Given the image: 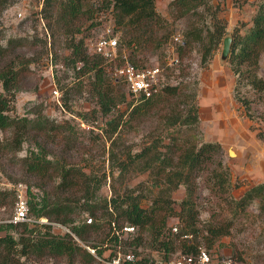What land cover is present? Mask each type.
I'll return each instance as SVG.
<instances>
[{
    "label": "trees",
    "instance_id": "obj_1",
    "mask_svg": "<svg viewBox=\"0 0 264 264\" xmlns=\"http://www.w3.org/2000/svg\"><path fill=\"white\" fill-rule=\"evenodd\" d=\"M94 1L45 0L41 11L47 21L49 36L64 38L69 54L63 58V66L72 68L75 78L88 73L92 75L91 91L98 110L82 115L83 120L89 115L91 118H96L97 114L106 117L118 101L123 102L125 96L130 97L125 93L122 83L113 84L106 79L102 58L88 53L84 39H76V35L93 20L95 14L111 10L116 28L124 30L119 44L134 47L128 61L136 66L148 64V55L167 41L164 20L156 12L155 0H98L99 4ZM11 3V0H0V14ZM205 4V0H172L170 7L180 14L191 12L200 16L197 11ZM250 21V27L243 34L234 28L228 57L231 72L236 78L235 99L247 110L250 101L239 97L238 91L242 87H249L258 95L264 94V79L257 75L260 56L264 51V0L258 3ZM224 35L225 26L218 21L208 30L190 27L185 32L183 43L179 44L178 52L181 54L190 44L195 43L201 49L202 63L205 64ZM6 44L5 47L0 45V172L6 173L8 169L16 171L19 173V181L44 194L39 202H35L36 198L28 192L29 213L35 220L44 218L51 224L67 227L69 232L61 236L54 235L50 232L51 224L40 225L48 231L46 236L31 238L26 235L33 234L34 230H29L26 222L6 224L7 229L18 231L20 237L15 240L9 235L0 236V264H21V258L28 259L35 255L40 259H64L68 264H101L97 257L75 241L74 236L93 250H97V242L112 243L120 248H139L149 236L153 239L151 246L165 255L177 250L183 255H196L199 247V216L205 210L204 202L210 201L205 200L204 192L216 199L217 205L223 204L233 213L245 212L254 200H258L259 211L264 213V183L250 188L237 201L230 197L228 172L222 162L223 149L218 143L199 141L197 108L191 105L184 116L182 112L176 111L162 117L165 125L182 126L192 131L190 140L180 141L171 137L167 145L151 144L134 156H129L130 165L140 166L141 171L153 174L155 186L159 183L165 186L152 200L150 208L141 206L146 196L134 188L121 193L114 192L109 200H101L98 192L106 176L97 178L72 162L79 154L76 138L71 134L72 128L68 122L56 124L41 112L32 119L8 116L15 92L31 74L29 66L36 61L25 58L22 52H33L38 46L36 44L46 47L47 42L35 36L32 40L9 39ZM178 93L177 86L166 85L153 98L139 100L140 103L128 114V119L156 116L159 113L156 111L158 106L175 98ZM117 95L120 100H117ZM63 105L68 109L66 100H63ZM122 118L123 114L108 121L105 133L114 134L122 125ZM27 141L35 146V151L18 157L22 145ZM159 147L165 150L158 152ZM127 166L120 162L117 171L123 173ZM181 186L185 189V196L176 210L171 195ZM14 203L13 191L0 190V209L11 208ZM81 213L89 214V224L83 221L77 223ZM169 218H177L182 224L179 233L172 234L170 228H167ZM124 226L136 229V235L131 241L123 240V237L116 234ZM184 236L192 237L181 238ZM210 247L211 242L208 244ZM132 251L138 255L136 250ZM123 252L127 253V250ZM113 256L115 250L106 259ZM164 259L170 261L167 257ZM146 263L145 259L135 262Z\"/></svg>",
    "mask_w": 264,
    "mask_h": 264
},
{
    "label": "rangeland",
    "instance_id": "obj_2",
    "mask_svg": "<svg viewBox=\"0 0 264 264\" xmlns=\"http://www.w3.org/2000/svg\"><path fill=\"white\" fill-rule=\"evenodd\" d=\"M11 1L10 6L0 14V45L5 47L9 39L32 40L35 36L46 41L47 44L46 47L36 44L38 46L33 52L22 49L25 58L36 61L29 66L31 74H28L15 92L8 116L32 119L41 112L56 124L68 122L72 128L71 134L78 144L79 155L72 162L97 178L106 176L98 192L101 200H109L114 192L121 193L134 188L138 192L142 191L146 196L141 206L150 208L152 200L164 190L165 186L161 183L155 186L153 174L141 171L140 166L130 165L129 156H134L151 144L167 145L171 137L180 141L190 140L192 131L182 126L165 125L162 118L164 114L171 115L176 111L182 112L181 115L184 116L190 105L197 108L199 141L218 143L223 149L222 162L228 172L230 197L237 201L250 188L264 183V94L258 95L249 87H242L238 91L239 97L250 101L247 110L235 99L236 78L231 72L228 58L221 57L223 39L230 37L232 43L234 28H238L243 34L250 27L251 17L262 0H205V6L197 11L200 16L191 12L177 13L170 7L172 0H155L156 12L164 20V34L167 36V41L162 43L157 51L148 55V64L158 63L162 66L170 62V56L176 55L179 64L167 68L164 74L167 84L177 86L179 93L175 98L172 97L169 101L161 103L156 110L159 112L156 116L149 115L137 120H129L128 114L140 101L128 96H125V101H118L117 106L106 117L97 114L96 118H91L89 115L86 120L81 119L82 115L98 110L91 91L93 82L91 73L75 78L72 68L63 66V58L69 54L65 48L64 38L49 36L50 31L47 28V21L41 14L42 10L37 11L35 4L29 3L28 0ZM94 2L100 3L98 0ZM18 12L22 13L21 17H18ZM217 21L225 26V35L205 64L202 63L201 49L195 43L185 48L182 55L179 54V44L183 43L185 32L190 27L208 30ZM123 31L116 28L111 10L99 11L93 20L82 28L81 33L76 35V39L82 38L84 43H88L108 34L115 36L120 42ZM175 37L179 38L178 44L175 42ZM119 46L127 53L134 48L124 44ZM106 75V79L111 80L107 73ZM257 75L264 79V51L260 56ZM111 82L116 84L112 80ZM54 88L59 92L58 98L52 94ZM63 100H66L68 109L63 105ZM117 100H120L119 95ZM121 114H123L122 125L114 134H106L104 131L106 123ZM164 150L162 147L158 148V152ZM31 151H35V146L27 141L22 145L18 157H24ZM52 159L54 160L55 157ZM120 162L128 165L123 173L117 171ZM19 180V173L16 171L8 169L6 173L0 172V190L13 191L15 202L19 194L24 196L28 205V219L25 222L29 230H34L33 234L26 236L45 237L48 231L40 225L51 223L44 218L35 220L29 213L28 204L30 201L28 192L36 198L35 202H39L44 194L34 187L29 188L26 183ZM203 195L206 196L205 200L210 201L204 202L205 210L199 216L198 248L206 250L213 260H231L234 264H264V213L259 211V201L254 200L245 212L233 213L223 204L217 205L216 199L208 196V192H204ZM184 196L185 189L182 186L172 193L176 210ZM14 209L15 203L11 208L0 209L2 228L0 236L9 235L18 240L19 232L6 228L8 224L6 221L12 216ZM88 220H91L89 214L81 213L77 223L83 221L89 224ZM166 224L170 230L176 227L177 233L182 227L177 218L167 219ZM50 226V232L54 235L61 236L69 232L67 227L59 224L52 223ZM135 233L136 229L133 234H119L123 240L131 241ZM171 233L177 234L172 230ZM74 239L92 254L93 249L85 246L75 236ZM160 239L163 240V237ZM152 242L153 239L149 236L145 244L139 248L134 246L120 248L112 243L97 242L95 243L97 250H93L92 255L107 260L106 258L115 250V255L117 252L122 256L132 254L134 263L145 259L146 264H167L164 257L172 261L183 255L179 250L165 255L164 252L155 250L151 246ZM210 242L211 247L208 248ZM122 250H127V253ZM132 250H136L138 255L136 256ZM19 262L68 264L64 259H40L36 255L28 259L21 258Z\"/></svg>",
    "mask_w": 264,
    "mask_h": 264
},
{
    "label": "built area",
    "instance_id": "obj_3",
    "mask_svg": "<svg viewBox=\"0 0 264 264\" xmlns=\"http://www.w3.org/2000/svg\"><path fill=\"white\" fill-rule=\"evenodd\" d=\"M29 3L35 4V9L41 11L45 0H28ZM21 17L22 13H17ZM176 44L179 43V38L175 37ZM88 53L97 55L102 58L104 68L109 78L115 83H122L126 93L135 100L151 99L162 92V89L168 85L165 79V70L179 64V59L176 55L169 57L170 62L164 65L158 63L145 64L144 66H136L128 61L130 53L119 46L115 36L105 34L95 40H90L86 43ZM58 90L53 89V96L59 97ZM28 205L23 195L17 196L15 202L14 213L6 221L8 224L17 225L27 221ZM89 223L91 220H88ZM173 233H177V228L173 227ZM135 228L132 226H124L119 233L133 234ZM118 232L117 235L120 236ZM187 238L188 236H184ZM93 254L94 251L92 250ZM102 264H135L132 254L121 255L116 253L111 259L102 260L97 258ZM167 264H234L231 260H213L209 253L201 248H198L196 255H180L176 259L169 261Z\"/></svg>",
    "mask_w": 264,
    "mask_h": 264
},
{
    "label": "water",
    "instance_id": "obj_4",
    "mask_svg": "<svg viewBox=\"0 0 264 264\" xmlns=\"http://www.w3.org/2000/svg\"><path fill=\"white\" fill-rule=\"evenodd\" d=\"M230 45H231V38L230 37H225L223 39V44H222V52H221V57L223 59H227L230 53Z\"/></svg>",
    "mask_w": 264,
    "mask_h": 264
}]
</instances>
